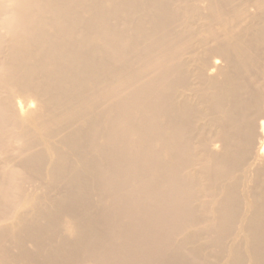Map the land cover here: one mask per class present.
Segmentation results:
<instances>
[{
	"label": "bare ground",
	"instance_id": "6f19581e",
	"mask_svg": "<svg viewBox=\"0 0 264 264\" xmlns=\"http://www.w3.org/2000/svg\"><path fill=\"white\" fill-rule=\"evenodd\" d=\"M0 264H264V0H0Z\"/></svg>",
	"mask_w": 264,
	"mask_h": 264
}]
</instances>
